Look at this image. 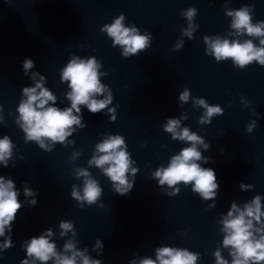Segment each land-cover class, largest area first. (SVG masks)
<instances>
[{
    "label": "clouds",
    "instance_id": "1",
    "mask_svg": "<svg viewBox=\"0 0 264 264\" xmlns=\"http://www.w3.org/2000/svg\"><path fill=\"white\" fill-rule=\"evenodd\" d=\"M189 21L188 28L184 30L183 35L192 39V33L196 25L192 23L196 15L195 8H189L185 13ZM227 15L232 18L231 28L235 30L236 35H248L251 37H264V21L256 24L252 23V16L248 6L241 7L235 11H228ZM124 16L120 15L110 25H104L102 32L113 41V47L119 45L122 49V55L125 58L137 55L140 51L148 47L151 37L147 34L141 35L136 27H125ZM204 43L207 45V53L213 55L217 62L231 58L233 64L240 69L250 65L253 61L264 66V38L259 40L261 47L254 45L252 40H245L241 43L239 40H229L219 36L204 37ZM181 43H177L176 48H180ZM34 67V61L25 59L23 61L24 74ZM100 63L93 57L87 60L73 56L61 72V81H67L71 89L67 93V99L71 102L68 108L60 109L52 105L56 102V97L51 91L44 87V76L36 80L38 73L32 74V79L36 80L34 87H24L22 99L17 111L19 118L17 123L25 133V141H35L40 148L51 151L46 141L63 144L66 138L72 135L73 125H81V117L73 113H80V106H86L90 113H98L108 107L112 102V94L100 82V73L98 69ZM108 91V95L98 100L96 97ZM190 93L185 89L180 94V101L187 102ZM195 105L205 109L200 117L201 124H210L212 117L223 115V109L218 105L209 106L204 99H196ZM113 113L112 120H115V108H109ZM257 123L253 120L246 127V131L251 133ZM164 130L171 134L172 139L187 142L188 147L180 150L179 154L171 157L167 167H160L152 176L157 178L159 185H167L174 188L175 185L183 183L192 184V191L199 193L205 200L213 199L219 185L217 175L212 168H203L198 161H209L208 157H203L198 146L202 145L205 149L209 144L205 143L203 138L188 128H180V120L168 119ZM13 144L9 137L5 135L0 139V164L8 166V159L12 156ZM132 161L129 159V153L126 151L125 141L121 135H113L98 143L95 153L89 166L95 165L101 169L107 176L119 195H127L135 181H129L127 174L131 172L134 177L138 172L137 168H131ZM77 178L83 177V188L77 191L73 186L72 197L77 201H86L88 205L97 204L101 197L102 188L95 179H92L86 169H78ZM241 188H250L251 185L241 184ZM180 191L174 188V191L168 193L175 195ZM31 189L24 188V196H33ZM19 192L16 190L12 179H5L0 176V237H4L6 230L12 231V224L16 219V214L22 205L18 200ZM31 206L36 204V200L29 201ZM83 207V203L80 204ZM99 207H103L102 204ZM261 196H255L250 203L244 205L243 209L236 203L231 205V210L227 216L223 217L221 231L225 233L223 238V247L230 249L229 255L232 257L231 264H264V227H256L255 224H262L264 212L261 210ZM61 236L67 235L73 230L72 222L61 221L59 224ZM53 235L52 230H47L39 237H33L30 241H25L26 255L31 258V264L40 261L41 264H47L53 261V264H103L102 259H92L86 254L87 249L83 251L76 249L74 240H69L63 246V252L57 251V246L50 240ZM75 236V233H73ZM11 236H7L0 246V249L7 250L13 247ZM102 244L99 239L96 241L95 248L102 250ZM95 250V249H94ZM216 264H229L224 259L219 249L214 253ZM198 255L191 253L186 249L173 247H160L156 249V259L145 258L139 261V264H196ZM21 264H30L29 259H23ZM129 264H137L135 260Z\"/></svg>",
    "mask_w": 264,
    "mask_h": 264
}]
</instances>
